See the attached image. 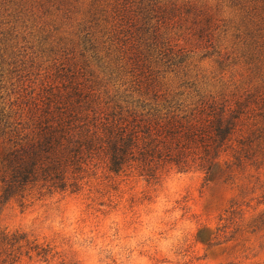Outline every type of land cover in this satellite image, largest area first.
<instances>
[{"label":"rangeland","instance_id":"obj_1","mask_svg":"<svg viewBox=\"0 0 264 264\" xmlns=\"http://www.w3.org/2000/svg\"><path fill=\"white\" fill-rule=\"evenodd\" d=\"M257 34L264 9L249 0H0V105L24 83L39 86L87 62L125 71L133 52L147 49L168 97H196L195 87L245 97L264 90L243 56ZM175 38L195 51L183 63L159 62L155 49ZM215 49L223 69L216 54L202 57ZM130 79L114 74L110 87L123 90ZM84 182L24 204L0 197V228L58 252L24 264H264V173L206 179L173 170L154 183L99 167Z\"/></svg>","mask_w":264,"mask_h":264},{"label":"trees","instance_id":"obj_2","mask_svg":"<svg viewBox=\"0 0 264 264\" xmlns=\"http://www.w3.org/2000/svg\"><path fill=\"white\" fill-rule=\"evenodd\" d=\"M253 9L264 0H249ZM166 39L158 61L183 63L195 51ZM245 62L264 85V34L252 35ZM130 66L98 69L85 63L39 86L24 83L0 105V197L7 202L77 192L99 167L159 183L171 171L264 173V90L255 94L211 92L168 97L153 76L147 51L133 52ZM154 54V55H155ZM226 67L221 50L207 51ZM101 60V59H100ZM130 74L128 87L112 89L113 76ZM118 79V78H117ZM252 97H254L252 99ZM49 243L22 230L0 228V264H24L57 256ZM66 263V258H62Z\"/></svg>","mask_w":264,"mask_h":264}]
</instances>
